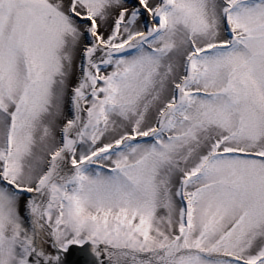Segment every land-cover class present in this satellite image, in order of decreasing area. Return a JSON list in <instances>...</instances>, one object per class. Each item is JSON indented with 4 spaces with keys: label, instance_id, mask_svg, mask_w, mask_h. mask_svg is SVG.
Instances as JSON below:
<instances>
[{
    "label": "snow or ice",
    "instance_id": "6c2138e0",
    "mask_svg": "<svg viewBox=\"0 0 264 264\" xmlns=\"http://www.w3.org/2000/svg\"><path fill=\"white\" fill-rule=\"evenodd\" d=\"M0 264H264V0H0Z\"/></svg>",
    "mask_w": 264,
    "mask_h": 264
}]
</instances>
